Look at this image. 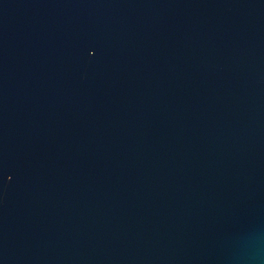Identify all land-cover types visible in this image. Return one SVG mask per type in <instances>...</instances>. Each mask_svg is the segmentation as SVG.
Here are the masks:
<instances>
[{"label":"water","instance_id":"water-1","mask_svg":"<svg viewBox=\"0 0 264 264\" xmlns=\"http://www.w3.org/2000/svg\"><path fill=\"white\" fill-rule=\"evenodd\" d=\"M0 264H264V0H0Z\"/></svg>","mask_w":264,"mask_h":264}]
</instances>
